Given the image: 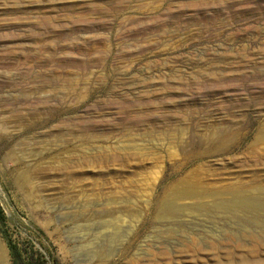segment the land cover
I'll return each instance as SVG.
<instances>
[{"label":"rangeland","instance_id":"374dc122","mask_svg":"<svg viewBox=\"0 0 264 264\" xmlns=\"http://www.w3.org/2000/svg\"><path fill=\"white\" fill-rule=\"evenodd\" d=\"M0 121L3 264H264V0H0Z\"/></svg>","mask_w":264,"mask_h":264},{"label":"bare ground","instance_id":"6f19581e","mask_svg":"<svg viewBox=\"0 0 264 264\" xmlns=\"http://www.w3.org/2000/svg\"><path fill=\"white\" fill-rule=\"evenodd\" d=\"M35 46H36L38 51H31V50L26 49L27 54H29L31 56H35V55L39 54L42 50L45 51V49H48V48L53 49L52 45H50L48 47H45V45H35ZM68 85H69V83H68ZM51 88H53V86ZM35 89H33V91ZM40 90H41V88H40ZM32 93H34V92H32ZM42 96H44V95H42ZM46 97H47V95H46ZM32 99L27 101V102L29 104L30 103L31 104L32 103L37 104V102H35L36 100L32 101ZM40 101H41V103L43 102L42 100H40ZM23 105H24V103H23ZM26 105H27V103H26ZM7 126H8L7 122L0 121V136L2 134L6 133ZM226 132H228L229 134H227ZM236 133H237V131L233 127H231V128L226 127V128H222V129L214 127L210 131H207V133L204 134L205 135L204 137H205V139L210 137L213 140L209 146L210 151L212 153H220L223 149L229 147V141L233 139V136L236 135ZM262 140H264V129L258 131L257 135H256V141H262ZM7 154H8L7 155L8 159H12V160L17 159L18 154L14 151H10ZM39 171L40 170L37 168L36 164L33 162V163L29 164V166L26 170L16 171L14 177H15V181L18 182L17 183L18 188L22 191V193L24 194V196L28 200L34 202L37 205H43L49 199L44 198L42 196L40 189L38 188V186L35 183V180H36V177H37V174L39 173ZM181 185H182L181 187L177 188L175 190V192H173L171 195L168 196L170 198V201H179V200H182L185 198H189L190 200H192L191 206L195 207L197 210L201 209L202 203L200 201V197H202V196L214 197V200L217 202H211L208 205V207L217 209L218 212L222 213L223 215L226 214V212L229 210L228 207L233 206L229 202L236 200L239 202V204L241 206V202L246 201V198L243 196L244 191L241 189V187H238V188L227 187V188L218 190L216 192H212L208 188H202V189L197 190V189H195L196 187L194 185H191V184L187 183L186 181L181 182ZM228 188H230V189H228ZM200 194H202V196H200ZM226 196H228V197L226 198ZM2 261H0L1 264H3Z\"/></svg>","mask_w":264,"mask_h":264},{"label":"trees","instance_id":"16d2710c","mask_svg":"<svg viewBox=\"0 0 264 264\" xmlns=\"http://www.w3.org/2000/svg\"><path fill=\"white\" fill-rule=\"evenodd\" d=\"M28 264H32V263H28Z\"/></svg>","mask_w":264,"mask_h":264}]
</instances>
